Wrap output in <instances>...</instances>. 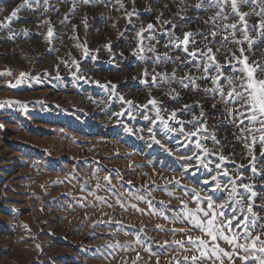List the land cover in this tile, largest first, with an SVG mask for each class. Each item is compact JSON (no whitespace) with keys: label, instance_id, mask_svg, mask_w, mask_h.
Masks as SVG:
<instances>
[{"label":"rangeland","instance_id":"obj_1","mask_svg":"<svg viewBox=\"0 0 264 264\" xmlns=\"http://www.w3.org/2000/svg\"><path fill=\"white\" fill-rule=\"evenodd\" d=\"M23 2L0 0V7L5 8L0 22L6 25L0 26V264H175L173 257L192 256L194 252L186 254L172 246L168 255L163 253L151 263L136 253L134 243L126 248L133 251L119 247V235L129 225L135 224L142 234L153 230L149 220L141 219L137 203L151 201V208L169 215L156 198L179 188L169 183L173 178L201 195L207 187L202 184L208 178L204 170L194 176L184 172L188 162L183 156L191 154L192 145L178 149L177 142H184L178 131L168 132L159 122L153 125L155 109L141 106L155 98L167 119V113L191 104L192 112L180 117L185 121L192 113L199 115L202 108L208 124L215 126L220 150L231 157L226 165L231 175L237 173V166L251 161L250 152L256 156L258 172L264 174V156L260 155L264 148L258 143L245 147L238 129L218 114L223 106L213 109L215 101L203 92L180 84L152 86L153 69L171 73L178 64L159 67L153 63L155 53L145 50L141 58L133 52L139 43L136 33L152 23V43L158 53L183 58L182 52L165 49L166 30L176 25L177 36L185 31L208 32L204 21L216 9L205 13L191 7L197 0H186L188 11L174 15L186 6L180 0H92L91 4L49 0L48 5L39 0V5H25L18 12L19 19L7 21ZM261 9L264 0L241 7L250 13L249 25L262 18L257 15ZM134 10L137 15L129 17L127 13ZM161 13V19L171 24L157 22ZM226 13L233 16L227 23L238 21L230 6ZM250 35L257 39L255 32ZM196 39L203 47V38ZM245 55L264 63V41L257 39L252 52ZM217 57L224 63V57L219 53ZM145 70L150 73L147 77ZM188 71L185 67L176 75L183 77ZM193 74H197L194 69ZM197 84L210 86L205 81ZM173 88L178 100L170 98ZM146 115L149 120L144 119ZM190 130L185 125V131ZM206 145L213 148L210 140ZM253 179L255 200L264 205V180L259 175ZM85 184L87 191L82 190ZM149 236L157 237V233Z\"/></svg>","mask_w":264,"mask_h":264},{"label":"snow or ice","instance_id":"obj_2","mask_svg":"<svg viewBox=\"0 0 264 264\" xmlns=\"http://www.w3.org/2000/svg\"><path fill=\"white\" fill-rule=\"evenodd\" d=\"M48 2L49 0H44L45 5H48ZM83 2L91 4L92 0H83ZM134 2L135 0H133ZM250 2H256V0H197L191 7L203 9L205 13L210 9H216L215 14L204 21L205 26L210 29L208 32L185 31L182 36H177L175 34L176 25H172L171 31L166 30L168 42L164 45L165 49L182 52L183 58L180 55L173 57L169 52H165L163 55L158 53L155 44L152 43L155 40V36L151 34L154 30L152 23H149L146 29L141 26L136 33L139 43L133 55H140L143 58V53L146 50L156 54L153 63L159 67H163L166 63L178 64V67L171 73L155 72L153 69L152 86L158 88L161 84L169 86L180 84L182 88L187 89L191 86L193 90L203 92L215 101L212 104L213 109H216L218 104L223 106L218 114L225 118L224 123L238 129V138L243 140L245 147L251 148L258 143L264 148V63L259 59H252L249 55H245L246 52H252V47L257 43V39L264 41V9L257 13L262 16L257 24L249 25L246 17L250 13L241 11V7ZM33 3L39 5V0H24L22 4L11 11L6 20L11 22L14 19H19L18 12L25 5L30 6ZM180 4L186 5V0H180ZM229 6L232 14L238 17L236 23H227L233 18L232 15L226 13ZM3 11L5 8L0 7V13ZM187 11L188 6L186 5L181 8L180 13L174 15H180ZM127 15L131 17L137 13L134 10ZM162 15L163 13L157 16V22L171 24L170 20L163 21ZM181 19H184L182 15ZM0 26L6 25L0 22ZM146 31L150 33L148 36L143 35ZM251 32L256 33L257 39L250 35ZM237 33L240 35L238 36ZM48 35L52 36L51 28H49ZM198 36L203 38V47H200L201 42L196 39ZM145 39L149 41L148 44L143 43ZM218 43L219 48H216ZM230 44L234 45L235 49L229 48ZM245 44H247V48L244 47ZM217 53L224 57V63L220 62ZM84 55L88 56L86 48ZM73 63L76 62L73 61ZM185 67H188L189 71L183 77H177L176 73ZM193 69L197 74H193ZM24 75L21 73V77ZM149 75L150 73L145 70L144 76ZM197 81L208 82L210 86L200 88ZM112 87L116 86L112 85ZM169 95L174 100L180 98L174 88L171 89ZM127 103L132 105L133 102L127 101ZM149 105L155 109L156 119L151 120L153 125L159 122L168 132L178 131L179 136L184 138V142H177L178 149L179 147L188 148L190 144L192 145L191 154L183 156V159L188 162L184 166V172H191L194 176L196 172L204 170L208 177L202 181V184L207 186L203 188L204 195L197 192L195 188L186 189L181 181L175 178L169 182L179 187L185 196H191L192 201L196 204L195 209H189L187 203L180 200L183 217H179L178 213V218L187 220L193 228L198 229L202 234L193 237L184 229L170 230L172 235H176L177 231L184 233L186 239L173 240L171 243L164 241V245L175 246L184 252L191 250L198 253L191 257L184 255L182 260L173 257L175 264H204V261H208L209 264H225V261L228 264H234L236 259H239L241 264H264V216L255 210L257 207L255 185L252 182L245 183L247 178L239 172L240 168L246 166H237L235 175L229 173L226 165L231 157L224 155L220 150L221 142L217 139L215 126L208 124L206 119L208 114L202 108L199 115L192 113L191 119L185 121L180 117L192 112L193 105L191 104H185L181 109L172 110L170 113H167L166 108L163 109L167 113V119L161 115L162 109L155 98L149 99L147 104L141 107L148 108ZM196 106L200 107L198 101ZM0 107H3V104H0ZM144 119L149 120V117L146 115ZM169 121L179 125V128H173ZM185 125H188L192 130L186 132ZM148 131L154 135L152 128H149ZM209 140L213 144L211 149L206 145V141ZM154 142L159 143L158 140H154ZM250 155L252 159L249 164L253 176L259 175L261 180H264V174L259 173L256 167L254 152H250ZM260 155L264 156V151H261ZM209 157L216 159L210 160ZM104 179L110 183L109 177L106 176ZM97 188H99V184H97ZM82 190L87 191L86 184ZM212 193H221L222 195L214 197ZM90 194L94 195V193ZM167 194L173 195L171 192ZM97 199L104 200L103 197H97ZM138 199H144V197H138ZM149 206L151 207V201H149ZM260 207L264 209V205H260ZM157 228L160 226L157 225ZM221 241L229 245L231 250L221 247Z\"/></svg>","mask_w":264,"mask_h":264},{"label":"crops","instance_id":"obj_3","mask_svg":"<svg viewBox=\"0 0 264 264\" xmlns=\"http://www.w3.org/2000/svg\"><path fill=\"white\" fill-rule=\"evenodd\" d=\"M173 188V187H171ZM172 190V189H170ZM173 195L169 196L167 193H162L160 196L156 198L158 200V205H164V209H166L167 213L169 215L164 214L158 207L151 208L149 206L148 200H145V202H139L137 203L138 207L140 208L139 214L142 215V220H149V224L151 225L152 229L151 231H146L144 234L139 233V230L136 228L135 224L129 225L130 227H127L128 229L123 232L121 235H119L118 241L120 243L119 247L122 249V251H133L126 249L129 247V245H132L134 243V247L137 250L136 253L140 254L143 258L147 259L148 261L151 260L155 263L159 260V257L163 256L162 254L165 253L168 255V251L170 247L166 246L163 250V243L162 238H164L165 241H168L171 243L173 240H184L186 239V236L184 233H181L177 231L176 235H172L171 231L172 229H184L185 232L192 235L193 237L201 236V232L198 229H195L191 226L187 220L178 218L177 214L179 213V217H183V211L182 206L180 204V200H184L187 203V206L189 209H195L196 204L192 201L191 196H185L184 192L180 190V188H177L175 192H172ZM176 197V198H174ZM160 198H163L164 200H160ZM179 198V199H177ZM166 199V201H165ZM163 201L164 203H160ZM125 203V201H124ZM256 208H260V205L257 204ZM260 215L264 216V209L257 211ZM162 213V215H161ZM157 225L160 226V228H157ZM131 226H134V228H131ZM155 229V230H154ZM150 234L157 233V237H150ZM139 238V240H137ZM204 239H208L207 237H203ZM220 246L225 248L226 250H231L230 246L224 243L223 241L220 242ZM193 251H187L186 254H191ZM164 254V255H165ZM198 255V253H194ZM159 255V256H157ZM191 257V256H189ZM205 262V261H204ZM205 264V263H204ZM209 264V263H208ZM225 264H228L227 261H225ZM234 264H241V261L239 259H236L234 261Z\"/></svg>","mask_w":264,"mask_h":264},{"label":"built area","instance_id":"obj_4","mask_svg":"<svg viewBox=\"0 0 264 264\" xmlns=\"http://www.w3.org/2000/svg\"><path fill=\"white\" fill-rule=\"evenodd\" d=\"M240 173L243 174L244 177H246L247 179H245V183H248V182H252L254 185H255V191L257 192V183L255 182V180L253 179V173L251 172L250 170V164H246V167H243L242 170L239 171ZM237 174V173H236ZM205 194V193H204ZM212 195L214 197H220L222 194L221 193H212ZM245 195H248L247 193H245ZM255 202L257 204H259V201H256ZM256 211H259L261 210L260 208H256L255 209ZM230 212V210H229ZM259 213V212H258Z\"/></svg>","mask_w":264,"mask_h":264}]
</instances>
